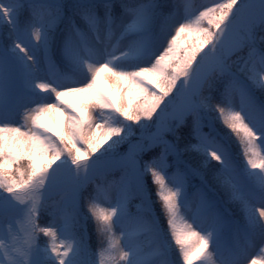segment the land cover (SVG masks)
<instances>
[{
  "label": "snow or ice",
  "instance_id": "6c2138e0",
  "mask_svg": "<svg viewBox=\"0 0 264 264\" xmlns=\"http://www.w3.org/2000/svg\"><path fill=\"white\" fill-rule=\"evenodd\" d=\"M0 264H264V0H0Z\"/></svg>",
  "mask_w": 264,
  "mask_h": 264
},
{
  "label": "rangeland",
  "instance_id": "374dc122",
  "mask_svg": "<svg viewBox=\"0 0 264 264\" xmlns=\"http://www.w3.org/2000/svg\"><path fill=\"white\" fill-rule=\"evenodd\" d=\"M193 37L195 38L194 35L191 38H193ZM107 75H108L107 73L102 74V80H104L105 87H107L109 89V91H112L111 82H110V80L107 79ZM113 96H114V98H116V93H113ZM69 99H72L74 102H76L78 104L81 103V98L80 97H69ZM55 119H56L55 115H53L52 117L49 118L50 126H52V127L56 126L55 125ZM90 228H94V225H90ZM92 239L96 240V237L93 235Z\"/></svg>",
  "mask_w": 264,
  "mask_h": 264
},
{
  "label": "trees",
  "instance_id": "16d2710c",
  "mask_svg": "<svg viewBox=\"0 0 264 264\" xmlns=\"http://www.w3.org/2000/svg\"><path fill=\"white\" fill-rule=\"evenodd\" d=\"M205 26H207V25H205ZM191 39H195V38L193 37V38H191Z\"/></svg>",
  "mask_w": 264,
  "mask_h": 264
}]
</instances>
